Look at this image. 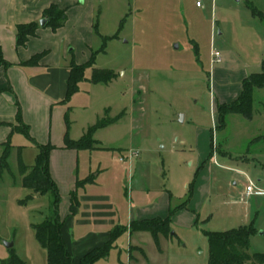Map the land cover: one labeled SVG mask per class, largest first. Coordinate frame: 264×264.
Listing matches in <instances>:
<instances>
[{
	"label": "rangeland",
	"instance_id": "374dc122",
	"mask_svg": "<svg viewBox=\"0 0 264 264\" xmlns=\"http://www.w3.org/2000/svg\"><path fill=\"white\" fill-rule=\"evenodd\" d=\"M60 1L68 40L75 44L69 46L70 60H90L80 49L89 46L80 40L89 34L96 53L87 80L68 102L71 138L79 139L98 119L118 117L95 132L96 149L81 153L80 176L109 169L108 193L122 223L123 209L136 204V190L150 205L163 197L167 215L191 194L158 244L150 232L131 237L125 230L110 258L97 264H209L206 233L251 225L256 233L248 264H264V195L246 194L250 182L264 191V139L255 141L264 136V88L254 91L251 120L230 114L226 126L217 128L223 95L233 99L241 75L262 72L264 0H201V8L197 0ZM212 52L219 53L220 63L212 65ZM216 68L226 71L222 77H214ZM93 69L116 77L92 83ZM131 151L137 157L130 160ZM37 153L24 150L29 169ZM21 180L14 151L0 179V264L13 257L47 264L34 225L50 215L51 196L32 199Z\"/></svg>",
	"mask_w": 264,
	"mask_h": 264
},
{
	"label": "crops",
	"instance_id": "0c3cea01",
	"mask_svg": "<svg viewBox=\"0 0 264 264\" xmlns=\"http://www.w3.org/2000/svg\"><path fill=\"white\" fill-rule=\"evenodd\" d=\"M70 2L75 3L74 0ZM52 5L66 12L60 0H0V45L3 57L8 63L7 67H0V147L3 148V144L10 141L13 146L12 153L15 151L17 156L19 148L21 156L26 148L38 150L36 144H52L56 147L51 153L50 169L60 195L64 196L60 206V216L64 222L62 233L70 254L78 261L88 252L109 242L115 229L126 227L124 231H129L131 237L135 233H145L131 232V223L147 219H166L170 215L165 211L169 202L164 203L162 197L161 203L155 201L150 205L136 190V204L130 202L126 212L123 209L125 220L122 223L118 207H115L108 193L109 179L105 176L108 175L109 169L99 167L97 172L89 173L85 177L80 176V155L91 150L76 151L64 147L67 131L71 138V127L67 128L65 120L70 108L63 100L67 95L70 66L72 63L82 65L83 58L73 60L74 62L70 60L69 46L74 43L67 37V14L62 27L54 30L48 25L44 12ZM201 7L202 4L198 8ZM44 19L47 20L46 24L41 26L40 23ZM31 23L39 24L36 36L31 37L24 46H18V27ZM82 39L89 46L92 43L90 34L80 40ZM83 46L80 45L81 51L85 50L91 56L92 48L87 45L84 49ZM37 55H42L37 65L25 64ZM211 63L213 65L212 60ZM225 72L222 68H216L214 77H222ZM240 77V90L233 99L225 93L222 104H230L240 96L243 81L248 76L244 74ZM18 116L21 117L22 123L28 126L31 139L14 132V126L19 125ZM87 129L84 128L85 132ZM73 138L72 136L71 139ZM135 157L137 153L131 151L129 159ZM88 178H91V181L77 191L78 205L72 212L71 192L76 190L78 182ZM101 186L105 189L98 188ZM150 209H154L153 215H148ZM182 211L184 208L176 211L175 216ZM115 244L116 241L113 249L116 248ZM131 248L140 249L145 256L144 250L138 245ZM111 251L102 259H109Z\"/></svg>",
	"mask_w": 264,
	"mask_h": 264
},
{
	"label": "trees",
	"instance_id": "16d2710c",
	"mask_svg": "<svg viewBox=\"0 0 264 264\" xmlns=\"http://www.w3.org/2000/svg\"><path fill=\"white\" fill-rule=\"evenodd\" d=\"M255 11V10H254ZM44 17L48 19V25L54 30L62 27L66 21L65 10L59 9L58 6L52 5L44 12ZM39 29V24L31 23L20 25L17 33L18 46H24L31 37L36 36ZM104 51V50H103ZM42 55L34 56L26 65H37ZM96 58V53L93 52L90 60L86 64L78 65L72 63L70 66V76L68 79V90L66 98L63 100L67 104L71 98L79 91L80 84L86 81L85 72L88 68H92ZM0 45V67H7ZM116 77V74L111 70L93 69L92 83H109ZM242 92L240 96L230 104H221L218 106L219 111V126H226V118L230 114H240L251 120L253 118V94L256 89L264 88V62L262 72L255 73L244 79L242 84ZM108 113V112H106ZM67 128L70 127L69 112L65 115ZM19 125L14 126V132L21 133L31 139L29 128L22 123L21 117L18 116ZM118 121L116 119L107 120L99 119L94 125L90 126L85 134L78 140H73L67 131L64 138V147L70 150L83 151L94 150L98 147L99 142L94 139V134L99 129L109 127ZM264 136L255 139L261 140ZM38 154L35 164L29 169L22 160L21 148H19L18 161L21 174L22 186L31 191V198L38 196H51L50 215L39 224L34 225L36 238L39 244L47 251V264H96L99 260L109 255L114 247L117 238L124 232V229H115L111 233V239L102 247L96 248L80 260L76 261L70 254L67 244L64 240L62 229L64 222L60 216V206L62 198L58 185L53 180L50 169L51 153L56 147L52 144L40 145L36 144ZM3 153L0 156V179L9 169V160L13 151V146L10 141L3 144ZM199 172H197L198 174ZM89 180H83L77 183L76 190L71 192L72 212L75 206L78 205L77 191L82 186L89 183ZM190 191L192 187L190 186ZM191 194L189 193L186 202L182 203L175 210H171L169 217L166 219L156 218L143 221H134L130 225L131 232L145 231L150 232L156 242H159L160 235L170 233L171 216L176 211L186 208L187 202L190 201ZM256 233L253 225L245 226L238 229L229 230L226 232H208L206 236L209 242V264H248L251 258L248 257L247 251L250 247V238ZM2 264H23L17 257L3 262Z\"/></svg>",
	"mask_w": 264,
	"mask_h": 264
},
{
	"label": "built area",
	"instance_id": "2783aa9c",
	"mask_svg": "<svg viewBox=\"0 0 264 264\" xmlns=\"http://www.w3.org/2000/svg\"><path fill=\"white\" fill-rule=\"evenodd\" d=\"M197 6H201V0H197L196 2ZM212 62L213 63H220L221 62V57L218 52H212ZM246 194L247 195H264V191L261 190L260 188L256 187L252 182H250V185L247 186L246 188Z\"/></svg>",
	"mask_w": 264,
	"mask_h": 264
},
{
	"label": "water",
	"instance_id": "95a60500",
	"mask_svg": "<svg viewBox=\"0 0 264 264\" xmlns=\"http://www.w3.org/2000/svg\"><path fill=\"white\" fill-rule=\"evenodd\" d=\"M237 1H239V0H237ZM46 21H47L46 19L42 20L41 23H40L41 26H44V25L46 24ZM6 246H7L8 248H11V247L13 246V244H6Z\"/></svg>",
	"mask_w": 264,
	"mask_h": 264
}]
</instances>
